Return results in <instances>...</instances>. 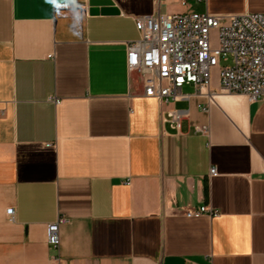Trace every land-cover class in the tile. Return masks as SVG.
I'll use <instances>...</instances> for the list:
<instances>
[{
	"label": "crops",
	"instance_id": "0c3cea01",
	"mask_svg": "<svg viewBox=\"0 0 264 264\" xmlns=\"http://www.w3.org/2000/svg\"><path fill=\"white\" fill-rule=\"evenodd\" d=\"M194 11L264 0H0V264H264V99L127 68L139 18Z\"/></svg>",
	"mask_w": 264,
	"mask_h": 264
},
{
	"label": "built area",
	"instance_id": "2783aa9c",
	"mask_svg": "<svg viewBox=\"0 0 264 264\" xmlns=\"http://www.w3.org/2000/svg\"><path fill=\"white\" fill-rule=\"evenodd\" d=\"M195 1L206 4L208 0ZM136 29L141 37L128 46L127 68L143 77L147 97L161 102L187 99L182 93L186 85H192L200 95L212 96V74L218 70L222 92L243 94L252 102L264 99V13L159 14L139 18ZM213 32L217 33L216 43ZM182 118L181 112L173 114L178 126ZM210 175L217 176V169L212 168ZM7 214L14 219L13 209ZM186 215L216 217L219 212L202 206ZM67 223L66 218H60L48 225L50 246H60V228ZM206 264H212L211 259Z\"/></svg>",
	"mask_w": 264,
	"mask_h": 264
},
{
	"label": "rangeland",
	"instance_id": "374dc122",
	"mask_svg": "<svg viewBox=\"0 0 264 264\" xmlns=\"http://www.w3.org/2000/svg\"><path fill=\"white\" fill-rule=\"evenodd\" d=\"M216 40H217V33H216V32H213V33H212V41H213L214 43H216Z\"/></svg>",
	"mask_w": 264,
	"mask_h": 264
}]
</instances>
